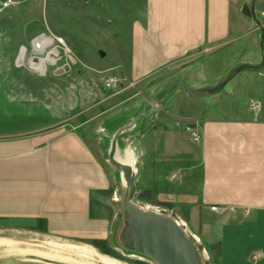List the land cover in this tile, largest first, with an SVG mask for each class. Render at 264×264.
I'll return each instance as SVG.
<instances>
[{
  "label": "crops",
  "instance_id": "crops-1",
  "mask_svg": "<svg viewBox=\"0 0 264 264\" xmlns=\"http://www.w3.org/2000/svg\"><path fill=\"white\" fill-rule=\"evenodd\" d=\"M145 2L143 18L133 25L124 79L142 85L187 63L159 104L169 105L173 118L197 124L200 142L174 127L162 134L152 125L140 138L125 136L143 122L149 125L142 107L134 118L107 125L120 141L109 139L108 161L125 185L128 168L135 186L145 159L193 161L195 146L198 164L181 169V183L152 170L141 188L157 184L158 202L179 207L210 264H252L249 254L256 251L262 254L256 264H264V0ZM249 101L260 102L261 109L251 111ZM158 113L162 124L173 122ZM59 129L0 136V252L30 250L17 249L8 232L37 235L44 243L73 239L86 248L119 230H113L110 213L99 212L114 179L76 132ZM180 186V193L162 192ZM217 244L219 254L211 249ZM13 264L51 263L16 258Z\"/></svg>",
  "mask_w": 264,
  "mask_h": 264
},
{
  "label": "rangeland",
  "instance_id": "rangeland-1",
  "mask_svg": "<svg viewBox=\"0 0 264 264\" xmlns=\"http://www.w3.org/2000/svg\"><path fill=\"white\" fill-rule=\"evenodd\" d=\"M4 1L0 0V136L34 133L59 127L62 131L76 132L99 154L115 181L113 189L103 200L102 211L99 212L110 213L116 220L113 223V230L115 225L119 230L109 239L103 240L105 241L103 248L107 253L95 247L93 241L87 243L86 248L98 256H105L117 262L116 264H136V261L157 264L149 255L129 249L121 241L122 230L125 227L124 220L130 216L125 207L130 189L120 181L119 169L108 161L109 157L105 153L111 144L108 143L110 138L111 142L120 144L118 139H113L116 135L113 136L111 131H107V125L124 116L127 119L134 118L141 113V108L145 107L142 113L146 114L144 119L149 120V125L144 127L143 122L140 127L139 124L137 128L125 133V136L140 138L150 125L152 130L162 134H167L174 127L181 134L190 136L185 127L194 123L173 118L171 107L159 104L167 100L166 89L173 81L175 72L187 63L165 69L151 81L147 80L142 85L137 84L135 88L116 93L106 89L104 81L111 77L120 80L126 78L121 70H127L129 66L132 29L135 22L140 21L146 12L145 0H10L12 4L2 9L1 4ZM42 33L63 38L67 52L61 54L55 63L47 65L43 74H38L27 66L21 67L23 61L18 62V57L20 58L19 55L22 54V52L19 54L22 46L28 50L26 57H29L30 41ZM100 51L103 56L99 55ZM201 58L202 56H198L194 60ZM31 65L30 63L29 67L33 69ZM65 67L68 68L67 71L60 75L56 74L57 70ZM172 86L171 83L169 88ZM157 112H159L158 117L172 119L173 122L162 124L158 120L160 118L155 117ZM137 122L136 120L135 124ZM116 127L115 125L114 132L117 130ZM130 146L132 148L133 145ZM191 149L193 161L176 157H163L160 162L151 157L145 159L142 170L139 167L135 176V189L130 202L142 213L157 214L173 221L196 246L201 264H210L204 248L190 233L179 207L171 205L172 208L169 209L158 204L159 200L156 197L158 190L155 188L157 184L152 190H145L139 184L152 170L159 172L158 174L168 173L167 181L180 182L181 169L185 168L183 170L186 171V168L198 164L195 158L197 149L195 146ZM140 170L144 176L141 174L138 178ZM146 172H148L147 176ZM150 182L148 180L145 183L150 185ZM166 187L162 192H182L181 186L175 188L176 190ZM144 192L150 193L149 200L139 197ZM7 235L17 242L15 245L17 249L59 254L72 260L87 262V259L80 256L81 252L49 246L43 242L46 239L40 236L9 232ZM54 243L81 246L79 241L73 239L58 240ZM16 258L56 264L52 260L35 255H16L11 256L10 260ZM92 258L93 260L89 262L103 264L96 257L92 256ZM257 261L250 260L252 264H256Z\"/></svg>",
  "mask_w": 264,
  "mask_h": 264
},
{
  "label": "water",
  "instance_id": "water-1",
  "mask_svg": "<svg viewBox=\"0 0 264 264\" xmlns=\"http://www.w3.org/2000/svg\"><path fill=\"white\" fill-rule=\"evenodd\" d=\"M99 55L103 56V53L100 51ZM67 70V67L59 69L56 74ZM123 170L130 189L125 201L130 216L124 220L125 227L121 234L123 245L149 255L157 264H201L196 246L173 221L157 214L142 213L132 206L130 200L135 189L133 177L128 168Z\"/></svg>",
  "mask_w": 264,
  "mask_h": 264
},
{
  "label": "built area",
  "instance_id": "built-area-1",
  "mask_svg": "<svg viewBox=\"0 0 264 264\" xmlns=\"http://www.w3.org/2000/svg\"><path fill=\"white\" fill-rule=\"evenodd\" d=\"M11 4L12 2L10 0H5L1 4V8L6 9ZM21 49L24 50L23 65H21V67L27 66L30 70L38 74H43L47 65L55 63L59 59L61 54L67 52L66 44L63 38L45 33L37 35L30 41L29 51L31 54L29 55V57H26L28 50L24 46L20 48L19 54L21 52ZM48 60H50V62ZM28 63L34 65L33 69L29 67ZM137 84V81H127L126 79L120 80L115 77L108 78L104 81V86L106 87V89L113 90L116 93H119L128 88H135ZM248 106L251 111H259L261 109V103L258 101H249ZM185 129L186 132L190 135L193 142H200V136L197 125H187ZM210 210L217 211L218 208L211 207ZM231 210L235 211V208H231ZM244 214L247 215L248 211L244 210ZM261 257L262 254L257 251L249 254V259L253 261H257Z\"/></svg>",
  "mask_w": 264,
  "mask_h": 264
},
{
  "label": "bare ground",
  "instance_id": "bare-ground-1",
  "mask_svg": "<svg viewBox=\"0 0 264 264\" xmlns=\"http://www.w3.org/2000/svg\"><path fill=\"white\" fill-rule=\"evenodd\" d=\"M21 52H22V54L20 53L21 55H19L20 58L18 57V62H20V61L22 62L23 61L22 58H23L24 50L22 49ZM49 62H50V60H49ZM33 67H34V65H33ZM46 244L49 245V246H52V247H56V248H67V250H74V251H77V252H81L80 256L84 257L85 260L87 259V262L84 261L85 263H83V262H81V260L80 261L79 260H72V258H69V257L59 256V254L58 255H56V254H47L45 252H40V251H36V250H3L2 252H0V260L2 261L3 264L7 263L9 261H10V264L11 263L13 264L12 259L10 260L11 256H16V255H23V256H25V255H35V256H39V257H43V258L52 260L54 262L70 263V264H93L92 262H89V261L93 260L92 256H94L103 264H116L117 263V262L115 263V261H112V260L106 258L105 256H98L92 250H89V249L84 248V247L81 248V246L80 247H76L74 245H69V244L58 245V244H55L54 242H47Z\"/></svg>",
  "mask_w": 264,
  "mask_h": 264
},
{
  "label": "trees",
  "instance_id": "trees-1",
  "mask_svg": "<svg viewBox=\"0 0 264 264\" xmlns=\"http://www.w3.org/2000/svg\"><path fill=\"white\" fill-rule=\"evenodd\" d=\"M139 197H140L141 199L149 200V199L151 198V195H150L149 192H144V193L140 194ZM158 204H159L160 206H163V207H166V208H169V209L172 208V206H171L170 204H168V203H161V202H159ZM92 244H93L95 247L99 248V249L101 250V252H103V253H107V250H106L105 248H103V245H105V241H103V240H94V241L92 242ZM211 249H215V250L217 251V254H219V251H220V245L217 244V245H215V246H212ZM136 264H145V263L140 262V261H136Z\"/></svg>",
  "mask_w": 264,
  "mask_h": 264
}]
</instances>
